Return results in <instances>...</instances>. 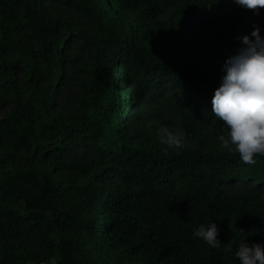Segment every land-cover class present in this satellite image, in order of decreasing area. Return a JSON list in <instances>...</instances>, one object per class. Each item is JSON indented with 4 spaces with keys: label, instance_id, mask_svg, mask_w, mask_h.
Returning <instances> with one entry per match:
<instances>
[{
    "label": "trees",
    "instance_id": "trees-1",
    "mask_svg": "<svg viewBox=\"0 0 264 264\" xmlns=\"http://www.w3.org/2000/svg\"><path fill=\"white\" fill-rule=\"evenodd\" d=\"M81 1L90 36L43 0H0V95L12 106L0 118V264H239L238 230L264 243V156L246 165L217 150L185 110L195 105L227 135L211 112L221 82L203 73L193 47L206 46L207 9L234 0ZM166 7L179 12L176 30ZM80 36L92 39L99 66L69 123L52 99L76 60L64 43ZM174 90L184 94L176 104L167 99ZM172 111L200 150L160 143ZM81 152L91 158L76 159ZM211 222L216 248L192 235Z\"/></svg>",
    "mask_w": 264,
    "mask_h": 264
},
{
    "label": "rangeland",
    "instance_id": "rangeland-1",
    "mask_svg": "<svg viewBox=\"0 0 264 264\" xmlns=\"http://www.w3.org/2000/svg\"><path fill=\"white\" fill-rule=\"evenodd\" d=\"M43 5L48 13L65 20L74 32H80L84 35H92L91 28L86 13L83 9L81 0H43ZM249 14V15H247ZM118 20L121 15L116 13ZM163 18L168 21L173 29L178 28L180 21L179 12L175 7H166ZM252 23L247 30H242V24ZM207 25L203 29V36L206 46L194 45L193 51L203 59L202 71L205 75L212 78L215 82H221L224 75L223 64L227 57L234 54L240 47L239 37L250 34L255 27H259L261 34L264 35V9L256 15L252 10L240 7L235 2L227 3L218 8H208L206 11ZM241 26V27H240ZM191 38V35H189ZM96 47L92 39H86L84 36L71 38L64 43V53L74 56L76 60L73 63L67 62L65 65V75L53 95V103L56 112L67 122L76 123L78 111L82 106V100L86 97V87L91 85L94 79V71L98 68ZM175 55L180 61L189 66H195L196 61L184 50H178ZM19 78L24 77V72L16 71ZM121 85V83H120ZM184 94L178 90L170 91L167 99L176 104L181 101ZM166 100L163 99V101ZM11 101L9 95H0V118L4 117L11 110ZM191 115L192 122L201 127V130L208 133L215 143L217 150H228L224 147L227 135L223 133L217 125L207 122L203 119V114L193 104L185 108ZM159 124V132L167 128L177 133H184V147L191 150H200L199 140L188 130V126L183 123V119L172 111L162 116ZM91 158L88 152H81L76 155V159L87 161ZM57 239V237H56ZM55 260L52 261V264ZM121 262V261H120ZM34 264V263H31Z\"/></svg>",
    "mask_w": 264,
    "mask_h": 264
},
{
    "label": "clouds",
    "instance_id": "clouds-1",
    "mask_svg": "<svg viewBox=\"0 0 264 264\" xmlns=\"http://www.w3.org/2000/svg\"><path fill=\"white\" fill-rule=\"evenodd\" d=\"M256 15L264 9V0H234ZM240 47L223 64L224 75L211 100V112L227 129L224 147L238 154L246 165H255L264 156V35L259 27L238 38ZM184 133L163 129L160 143L167 148L181 149ZM220 229L215 222L201 224L193 237L216 248ZM234 253L239 264H264V243H249L243 230ZM231 252L232 249L229 248Z\"/></svg>",
    "mask_w": 264,
    "mask_h": 264
}]
</instances>
